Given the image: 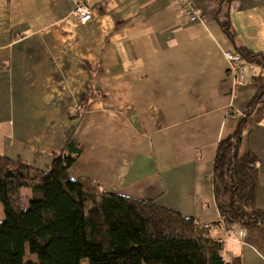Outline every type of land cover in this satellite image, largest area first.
Here are the masks:
<instances>
[{
  "label": "crops",
  "instance_id": "crops-1",
  "mask_svg": "<svg viewBox=\"0 0 264 264\" xmlns=\"http://www.w3.org/2000/svg\"><path fill=\"white\" fill-rule=\"evenodd\" d=\"M195 1L203 20L191 22L176 0H87L92 19L80 24L74 0H0V153L46 168L73 137L83 152L72 178L220 222L217 147L264 85L257 59L233 87L223 52L264 53V0L230 5L236 44L219 0ZM250 120L240 151L259 160L264 210V100ZM223 229L228 264H264V226Z\"/></svg>",
  "mask_w": 264,
  "mask_h": 264
},
{
  "label": "trees",
  "instance_id": "trees-1",
  "mask_svg": "<svg viewBox=\"0 0 264 264\" xmlns=\"http://www.w3.org/2000/svg\"><path fill=\"white\" fill-rule=\"evenodd\" d=\"M234 1L219 0L217 19L236 44L230 18ZM236 51L245 62L258 59L264 68V53L245 46ZM93 97L86 94L82 101ZM261 100L264 85L246 117L218 144L212 171L218 223H198L154 200L103 191L90 177L72 178L70 169L83 152L73 137L50 152L46 168L0 153V264H82L84 259L88 264H228L223 227L264 226V210L256 206L259 160L251 151H240ZM27 251L38 259H26Z\"/></svg>",
  "mask_w": 264,
  "mask_h": 264
},
{
  "label": "built area",
  "instance_id": "built-area-1",
  "mask_svg": "<svg viewBox=\"0 0 264 264\" xmlns=\"http://www.w3.org/2000/svg\"><path fill=\"white\" fill-rule=\"evenodd\" d=\"M181 11L188 16L191 22L203 20L195 0H176ZM72 15L80 24L87 23L92 19V11L87 0H74ZM224 57L228 63V72L232 86L237 88L247 82L246 65L243 55L236 50H225Z\"/></svg>",
  "mask_w": 264,
  "mask_h": 264
},
{
  "label": "rangeland",
  "instance_id": "rangeland-1",
  "mask_svg": "<svg viewBox=\"0 0 264 264\" xmlns=\"http://www.w3.org/2000/svg\"><path fill=\"white\" fill-rule=\"evenodd\" d=\"M4 218V208L3 206L0 204V219ZM26 259H31V260H37V255L35 254H31L29 251H27V257ZM82 264H88V261L86 259H84L82 261Z\"/></svg>",
  "mask_w": 264,
  "mask_h": 264
}]
</instances>
